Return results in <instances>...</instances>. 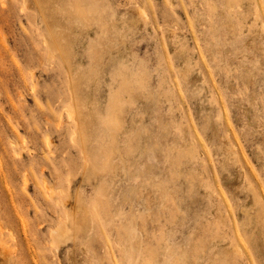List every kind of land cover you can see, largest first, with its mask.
<instances>
[{"label": "rangeland", "instance_id": "rangeland-1", "mask_svg": "<svg viewBox=\"0 0 264 264\" xmlns=\"http://www.w3.org/2000/svg\"><path fill=\"white\" fill-rule=\"evenodd\" d=\"M76 1L0 0V264H264V0Z\"/></svg>", "mask_w": 264, "mask_h": 264}, {"label": "bare ground", "instance_id": "bare-ground-1", "mask_svg": "<svg viewBox=\"0 0 264 264\" xmlns=\"http://www.w3.org/2000/svg\"><path fill=\"white\" fill-rule=\"evenodd\" d=\"M23 1L24 0H22V3L21 4H23ZM31 3H35V4H37L40 8H47V6H48V3H51V1L49 2V0H29ZM59 1V0H58ZM73 1H76V0H73ZM77 2V1H76ZM75 2V3H76ZM78 2H79V0H78ZM83 2V1H82ZM18 3H20V2H18ZM73 3V2H72ZM25 4V3H24ZM24 4H23V6H24ZM69 4H70V2H69ZM53 7V6H52ZM70 7H73V4H72V6L70 5ZM23 8V7H22ZM24 8H25V6H24ZM27 9V8H26ZM25 9V10H26ZM25 10H24V12H25ZM28 10V9H27ZM26 10V11H27ZM45 10L46 9H43V11L45 12ZM20 11H23V9H21ZM40 12V11H39ZM26 14H27V12H25ZM46 13V12H45ZM40 15V14H39ZM47 15V14H46ZM51 15V14H50ZM41 16H43L42 14H41ZM51 18H53V17H51ZM35 19V18H34ZM43 19V17L41 18V20ZM40 21V20H39ZM45 21H47V20H45ZM55 24V23H54ZM44 25H46L45 23H44ZM43 25V26H44ZM51 26V25H50ZM47 27V26H46ZM51 30H52V28H50ZM47 30H49V28L47 29ZM48 33H51L50 32V30H49V32ZM55 33H57V31L55 32ZM44 36L45 35H43V38H44ZM45 37H47V38H45V40H44V43H45V45H46V47L45 48H47L46 49V52L47 51H49V53H48V55H49V57H55V56H57V51L62 55V56H64L66 59H68V57H69V55H70V51L69 52H67L66 50H68L67 49V47H66V45L67 44H64V42L62 41V38L59 36L58 37V34L57 35H55L54 33H52V34H47ZM66 47V48H65ZM44 48V49H45ZM67 52V53H66ZM47 54V53H46ZM67 56V57H66ZM98 58H100L101 59V57L99 56ZM72 87V86H71ZM77 87V86H76ZM71 89H73V88H71ZM75 89V91L77 90L76 88H74ZM79 89V88H78ZM73 101H74V99H73ZM82 105V104H81ZM79 122H81L80 120H79ZM73 124H76V122H74L73 121ZM83 124V123H82ZM81 126V125H80ZM84 125H82V127L80 128V130L79 131H82L84 128ZM83 128V129H82ZM75 131H76V129H75V127L73 128ZM72 130V129H71ZM72 132H74V131H72ZM79 133V132H78ZM81 133V132H80ZM78 136H79V134H78ZM81 136V135H80ZM71 137H72V140L73 141H76V143L75 144H78L77 142H80L83 146H84V142L82 141V140H78L79 138H77V136H76V133H74L73 135H71ZM80 139H82V137H80ZM71 140V141H72ZM47 141H48V139H47ZM82 141V142H81ZM86 142V141H85ZM80 143H79V146L81 147V145H80ZM82 146V147H83ZM23 147V146H22ZM22 147H20V148H18V149H20V151L22 150L21 148ZM24 148V147H23ZM13 149V148H12ZM17 149V150H18ZM81 150V149H80ZM14 151H16V150H14ZM17 152L18 151H16V152H14V153H16L17 154ZM22 152V151H21ZM82 152H83V150H82ZM20 153V152H19ZM19 153L17 154V155H19ZM108 165V164H107ZM26 179V178H25ZM25 183H27V181L25 182ZM26 185V184H25ZM257 206V205H256ZM64 210L66 211V214H68V211H69V209H67L66 210V208H64ZM258 214L256 215V217L257 216H260V217H258V218H261L262 219V214H260V210H258V212H257ZM262 213V212H261ZM72 214H70V211H69V214L66 216V218H65V220H66V223H64V224H62V225H59V227L57 228V230L55 231V233L57 234L58 233V237H64V236H66V235H68V234H70L71 232H72V228H73V225H74V218L71 216ZM262 216V217H261ZM255 217V219H257ZM78 219V218H77ZM62 220H63V218H62ZM257 221H260V219H257ZM257 221H255V222H257ZM63 222V221H62ZM78 223H80V222H77V224ZM263 223V222H262ZM77 226V229H75V230H78V228H80V226L78 227V225H76ZM262 226V225H261ZM80 230V229H79ZM231 251H233V250H235V251H239L240 252V249H238L237 247H236V249H235V247H233L232 249H230ZM235 251L233 252V253H235ZM224 252V251H223ZM229 252V251H228ZM228 254V253H227ZM230 254H232V253H230ZM240 254V253H239ZM214 255V254H213ZM220 256V258H221V255H219ZM229 257V256H228ZM232 258V257H231ZM214 259H219V257H218V255H216V258H215V255H214ZM213 259V262L215 263V264H217L216 262H218L217 260H214ZM216 261V262H215ZM221 261H222V259H221ZM227 262V261H226ZM234 263V262H233ZM213 264V263H212ZM220 264V263H219ZM224 264V263H223Z\"/></svg>", "mask_w": 264, "mask_h": 264}]
</instances>
